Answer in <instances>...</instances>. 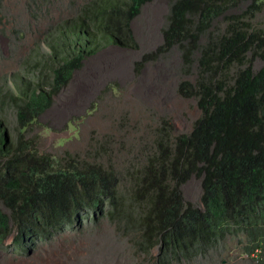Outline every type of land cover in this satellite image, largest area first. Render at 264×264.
Returning <instances> with one entry per match:
<instances>
[{
	"label": "trees",
	"instance_id": "trees-1",
	"mask_svg": "<svg viewBox=\"0 0 264 264\" xmlns=\"http://www.w3.org/2000/svg\"><path fill=\"white\" fill-rule=\"evenodd\" d=\"M149 1L90 2L56 34L44 85L26 82L0 99L1 105L15 106L18 118L13 141L0 119V202L6 209L0 207V245L14 235V245L26 252L53 240L67 226L94 223L129 238L133 257L154 264H191L218 245L227 247L230 238L247 255L260 250L263 261L264 67L255 70L253 60L264 59V32L254 30L243 16H228L224 35L209 36L199 48L196 83L182 82L179 92L197 100L200 115L188 133L172 141L164 124L155 154L132 176L131 194L124 193L113 168L63 165L42 154L26 135L53 96L102 44L135 45L131 24ZM235 4L179 1L166 44L195 41ZM263 8L264 0H253L249 13ZM191 44L185 50L189 64L188 53L196 49ZM193 176L202 180V207L183 196L182 186Z\"/></svg>",
	"mask_w": 264,
	"mask_h": 264
},
{
	"label": "rangeland",
	"instance_id": "rangeland-1",
	"mask_svg": "<svg viewBox=\"0 0 264 264\" xmlns=\"http://www.w3.org/2000/svg\"><path fill=\"white\" fill-rule=\"evenodd\" d=\"M92 1L0 0V99L26 82L44 85L50 74L51 44L56 34ZM179 1L147 2L131 24L135 45L120 42L106 47L104 43L97 55L83 62L67 85L53 96L51 106L27 128L26 135L36 149L63 165L73 162L113 168L122 179L124 193L131 194L135 184L132 176L141 172L148 157L155 154L158 132L167 125L172 141L188 133L200 115L197 100L179 92L182 82L196 83L199 48L208 43L209 36L224 35L230 15L243 16L254 30L264 32V8L251 15L253 0H236L195 41L187 39L168 46L165 33ZM193 20L191 32L196 34L198 16ZM190 43L196 49L188 53L189 64L185 50ZM253 67L263 68L264 59L255 58ZM0 119L13 141L18 129L15 106L2 104ZM182 192L185 202L202 207L200 178L193 176L182 186ZM0 207L6 211L1 202ZM238 246L230 238L227 247L218 245L191 264H235L242 260L264 263V259L260 262V258H246ZM0 264L154 262L133 257L129 238L117 236L109 225L99 228L94 223H76L58 232L53 240L26 252L14 245V235L9 237L0 245Z\"/></svg>",
	"mask_w": 264,
	"mask_h": 264
},
{
	"label": "built area",
	"instance_id": "built-area-1",
	"mask_svg": "<svg viewBox=\"0 0 264 264\" xmlns=\"http://www.w3.org/2000/svg\"><path fill=\"white\" fill-rule=\"evenodd\" d=\"M260 253H261V251L260 250H257L255 253H253L252 255H247L246 254V258H248V257H251L252 259H258L259 258V256H260Z\"/></svg>",
	"mask_w": 264,
	"mask_h": 264
},
{
	"label": "crops",
	"instance_id": "crops-1",
	"mask_svg": "<svg viewBox=\"0 0 264 264\" xmlns=\"http://www.w3.org/2000/svg\"><path fill=\"white\" fill-rule=\"evenodd\" d=\"M235 264H254V263L242 260V261H237ZM262 264H264V263H262Z\"/></svg>",
	"mask_w": 264,
	"mask_h": 264
}]
</instances>
